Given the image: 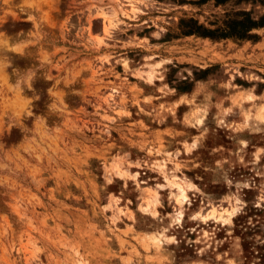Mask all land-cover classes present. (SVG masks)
Returning a JSON list of instances; mask_svg holds the SVG:
<instances>
[{"label": "rangeland", "instance_id": "1", "mask_svg": "<svg viewBox=\"0 0 264 264\" xmlns=\"http://www.w3.org/2000/svg\"><path fill=\"white\" fill-rule=\"evenodd\" d=\"M196 2L0 0V264H264V27L180 24L264 0Z\"/></svg>", "mask_w": 264, "mask_h": 264}, {"label": "trees", "instance_id": "2", "mask_svg": "<svg viewBox=\"0 0 264 264\" xmlns=\"http://www.w3.org/2000/svg\"><path fill=\"white\" fill-rule=\"evenodd\" d=\"M196 3H203L207 0H197ZM226 0H216L217 3L224 2ZM237 17H228L224 26L216 27L214 29L208 28L194 18L180 19V24L183 26V34L192 35L197 34L202 37H209L212 39L217 38H228L234 37L238 39L244 38H255L256 34L251 33V30L256 28L264 27V13L258 16V18H253L247 11H241L238 13ZM209 68L203 69L201 72L204 73L208 71ZM196 75V72L194 71ZM198 79V78H197ZM186 84L188 82H183L178 86V90L186 91ZM188 87V86H187Z\"/></svg>", "mask_w": 264, "mask_h": 264}, {"label": "bare ground", "instance_id": "3", "mask_svg": "<svg viewBox=\"0 0 264 264\" xmlns=\"http://www.w3.org/2000/svg\"><path fill=\"white\" fill-rule=\"evenodd\" d=\"M173 184L175 185V188L177 189V193H176V197L178 200L181 201H185L188 199V192L187 189L188 187H186L183 183L177 182V181H173ZM193 186V184H192ZM155 192V191H154ZM151 194V193H150ZM147 198V197H146ZM149 199V198H147ZM146 200V199H145ZM147 203H145L146 205H149V200H146ZM212 211V210H211ZM184 213H182L181 211H177V220L178 221H182L183 219V215ZM208 215V214H207ZM213 215V213H212ZM204 216V215H203ZM214 216V215H213ZM207 217V216H206ZM209 217V216H208ZM215 218V217H214ZM206 219V218H205Z\"/></svg>", "mask_w": 264, "mask_h": 264}, {"label": "crops", "instance_id": "4", "mask_svg": "<svg viewBox=\"0 0 264 264\" xmlns=\"http://www.w3.org/2000/svg\"><path fill=\"white\" fill-rule=\"evenodd\" d=\"M193 74H194V72H193ZM198 79H193V82H198L197 81ZM189 84H186V88H187V90L186 91H181V93H180V95L181 94H185L186 96H189V95H191L193 92H195V91H197V90H199V88L200 87H203L204 88V90L205 89H207L208 87H207V85L208 84H190V82H188ZM188 86V87H187ZM203 93L205 94H207V92L206 91H203ZM182 96V95H181ZM181 106H183V104H180V107ZM188 127H190V126H188ZM194 128H196L195 126H193ZM192 127V128H193ZM187 133L186 134H188V138H190L191 136H193L194 135V131H186Z\"/></svg>", "mask_w": 264, "mask_h": 264}]
</instances>
